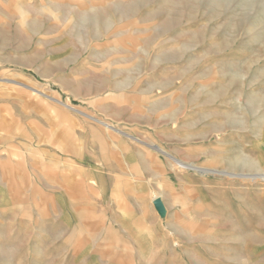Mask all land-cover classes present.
I'll return each mask as SVG.
<instances>
[{"label": "rangeland", "instance_id": "1", "mask_svg": "<svg viewBox=\"0 0 264 264\" xmlns=\"http://www.w3.org/2000/svg\"><path fill=\"white\" fill-rule=\"evenodd\" d=\"M0 264H264V0H0Z\"/></svg>", "mask_w": 264, "mask_h": 264}, {"label": "bare ground", "instance_id": "2", "mask_svg": "<svg viewBox=\"0 0 264 264\" xmlns=\"http://www.w3.org/2000/svg\"><path fill=\"white\" fill-rule=\"evenodd\" d=\"M57 101H58V102H62V101L59 100V99H58ZM119 133H120V132H119ZM160 151H165V150H164L163 148H159V152H160ZM175 159H177V158H175ZM171 161H173V160H171ZM179 161H180V160H178V162H177V160H176L177 164H178V165H183V164L179 163ZM184 164H185V163H184ZM191 164H192V163H191ZM171 165H173V164H171ZM174 165L176 166V164H174ZM174 165H173V166H174ZM178 165H177V166H178ZM178 167H179V166H178ZM194 167H195V165H194ZM172 168H174V167H172ZM174 169H175V168H174Z\"/></svg>", "mask_w": 264, "mask_h": 264}, {"label": "crops", "instance_id": "3", "mask_svg": "<svg viewBox=\"0 0 264 264\" xmlns=\"http://www.w3.org/2000/svg\"><path fill=\"white\" fill-rule=\"evenodd\" d=\"M124 163H125V166H124V167L126 168V164H128L127 161H126V159H124ZM123 171L126 172L125 170H123ZM111 174H112V173H111ZM119 175H120V174H119ZM116 176H118V175H116ZM111 177H112V176H111Z\"/></svg>", "mask_w": 264, "mask_h": 264}]
</instances>
